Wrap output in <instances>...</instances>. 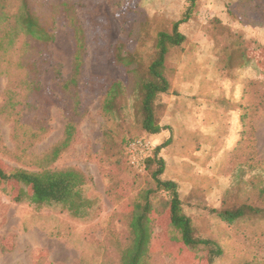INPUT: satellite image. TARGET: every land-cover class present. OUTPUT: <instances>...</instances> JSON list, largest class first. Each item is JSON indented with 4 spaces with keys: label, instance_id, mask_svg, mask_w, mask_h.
Segmentation results:
<instances>
[{
    "label": "rangeland",
    "instance_id": "obj_1",
    "mask_svg": "<svg viewBox=\"0 0 264 264\" xmlns=\"http://www.w3.org/2000/svg\"><path fill=\"white\" fill-rule=\"evenodd\" d=\"M69 1L84 32L78 106L61 87L78 52L67 20H50L53 40L46 45L0 21V160L8 171L76 167L88 178L82 192L91 205L75 218L58 204L15 202L0 190V264H120L133 203L155 189L150 170L136 172L126 160V143L137 138L155 147L168 142L159 152L161 176L176 180L195 236L220 248L214 264H264V216L226 222L216 212L251 195L257 204L264 188V48L258 47L264 46V0H196L178 27L185 41L165 60L170 91L160 96L164 128L158 135L144 132L130 109L120 125L103 114L101 101L111 81L129 83L133 76L115 63L114 44L124 40L148 63L154 43L135 39L138 26L146 19H179L188 3ZM17 4L8 0L7 13ZM241 41L249 44L245 59L231 49L237 43L244 48ZM69 118L74 135L60 147ZM151 199L149 263L205 264L206 250L171 240L167 219L157 221L166 209L165 193L154 190Z\"/></svg>",
    "mask_w": 264,
    "mask_h": 264
},
{
    "label": "trees",
    "instance_id": "obj_2",
    "mask_svg": "<svg viewBox=\"0 0 264 264\" xmlns=\"http://www.w3.org/2000/svg\"><path fill=\"white\" fill-rule=\"evenodd\" d=\"M7 1L0 0V21L4 20L6 26H11V29H15L20 34L23 33L26 37L36 40L42 45L53 40V22L50 20H53L54 16H61L67 20L77 42L78 52L74 57L72 72L69 78L62 82L61 87L64 92L73 93L72 98L76 103L75 106H78L76 87L81 73L82 56L80 52L84 48V32L75 16V4L69 0H53L50 5L42 0H16L18 3L16 10L8 14L6 11ZM185 1L188 6L181 18L176 20L146 19L138 26L135 39L139 43H145L147 40L154 43V55L148 63H144L136 52L127 50L124 40H118L114 44L115 63L119 67H123L126 74L133 76L129 83H124L119 79L109 83L101 101V111L105 116L117 119L121 123L120 125H123L126 112L130 109L131 114L138 120L140 128L144 132L158 135L163 130L161 116L158 114V110L162 106L160 96H166L170 91V84L164 73L165 60L170 49L179 47L185 41L186 37L178 27L188 21L190 11L196 5V0ZM240 43L244 44V48L237 43V47L231 49L238 59H245L249 44L242 41ZM258 47L264 48V46ZM74 130L75 120L69 118L64 126L60 147L69 146ZM128 143L129 141H127L126 147ZM167 144L168 142H163L154 147L144 161V170L139 172L144 173L150 170L151 178L155 183L154 190L165 193L166 209L159 214L157 221L161 222L166 218L165 226L172 233L171 240L180 242L191 249L206 250L205 264H214L215 258L221 254L220 248L211 239H201L195 236L192 219L183 209L176 180L161 176L164 174L165 165L159 152ZM126 147L125 156L128 162ZM59 148L56 147L53 153L57 154ZM254 179L255 177L248 176L246 181L251 183ZM87 181L88 178L84 172L76 167L44 169L37 172L23 169L8 171L6 165L0 160V190L9 192L11 200L15 202L28 201L37 206L58 204L75 218L82 217L91 205L90 200L82 192ZM154 190H149L141 202L133 203V210L127 225L130 241L121 251L120 264H150L153 224L151 193ZM262 193L264 195L263 187L257 195V197L259 196L257 204H253L256 197L251 195L242 204L224 207L216 212L226 222L242 218L250 213L264 216Z\"/></svg>",
    "mask_w": 264,
    "mask_h": 264
},
{
    "label": "built area",
    "instance_id": "obj_3",
    "mask_svg": "<svg viewBox=\"0 0 264 264\" xmlns=\"http://www.w3.org/2000/svg\"><path fill=\"white\" fill-rule=\"evenodd\" d=\"M155 147L150 139L137 138L129 141L126 147L128 163L137 172L144 170V161Z\"/></svg>",
    "mask_w": 264,
    "mask_h": 264
}]
</instances>
